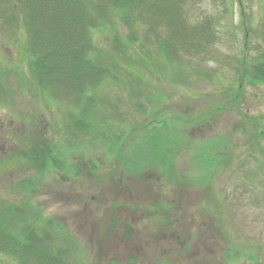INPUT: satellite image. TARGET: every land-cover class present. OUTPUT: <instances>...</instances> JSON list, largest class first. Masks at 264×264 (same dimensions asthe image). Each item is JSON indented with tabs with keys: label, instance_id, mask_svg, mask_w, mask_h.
<instances>
[{
	"label": "rangeland",
	"instance_id": "374dc122",
	"mask_svg": "<svg viewBox=\"0 0 264 264\" xmlns=\"http://www.w3.org/2000/svg\"><path fill=\"white\" fill-rule=\"evenodd\" d=\"M13 4L0 0V204L62 224L76 237L70 264H264V84L233 89L264 0L188 4L192 23L216 19V43L182 66L159 55L145 27L115 18L94 31L98 47L114 56L122 47L131 62L84 92L99 109L91 135L66 128L81 100L51 97L32 76L22 20L2 21ZM27 135L54 149L43 170ZM0 264L24 263L0 255Z\"/></svg>",
	"mask_w": 264,
	"mask_h": 264
},
{
	"label": "trees",
	"instance_id": "16d2710c",
	"mask_svg": "<svg viewBox=\"0 0 264 264\" xmlns=\"http://www.w3.org/2000/svg\"><path fill=\"white\" fill-rule=\"evenodd\" d=\"M193 1L14 0L11 11L6 14L10 16L9 20L2 21L5 28H12L19 19L22 20L32 76L42 90L50 92L51 97L67 94L81 100L79 111L74 113L66 128L72 135H91L99 127L95 119L97 100L94 95L85 96L84 92L97 88L106 80H118L116 69L121 68L120 61L131 62L124 57L122 47H115V56L98 47L93 40V32L105 26L112 27L115 18L125 22L129 28L136 27L140 31L145 27L158 42L159 55L182 66L179 58L184 60L185 55L209 57L211 54L208 52L213 51L216 43L212 41L216 36L213 31L216 19L205 17L196 23L190 20L187 5ZM131 34L130 42L135 45L139 42L137 33ZM256 36L254 51L235 67V92H241L248 83L264 84V17L256 29ZM120 43L117 39L116 46ZM100 120L103 121L102 126L106 124L104 128L109 129L111 124L104 118ZM110 128L113 130L112 126ZM27 140L31 143V161L43 170L54 149L39 151L40 147L48 146L40 135H27ZM27 184L33 186L36 182L30 179ZM22 191L27 196L32 195L30 188ZM40 214L34 208L0 204V255L14 256L24 264H70L76 254V237L56 220L44 221ZM38 218L41 226H35ZM82 262L79 264H84L85 260Z\"/></svg>",
	"mask_w": 264,
	"mask_h": 264
}]
</instances>
